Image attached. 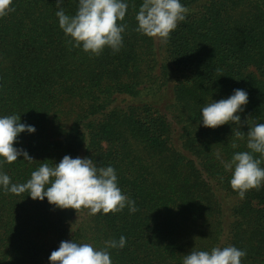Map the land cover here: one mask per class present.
Returning a JSON list of instances; mask_svg holds the SVG:
<instances>
[{
    "label": "trees",
    "instance_id": "1",
    "mask_svg": "<svg viewBox=\"0 0 264 264\" xmlns=\"http://www.w3.org/2000/svg\"><path fill=\"white\" fill-rule=\"evenodd\" d=\"M127 2L123 46L100 55L68 43L56 0H13L0 18V116L36 128L14 142L34 160L0 172L23 184L43 163L91 158L116 170L137 209L90 215L0 188V264H50L61 241L99 249L121 236L112 264H182L227 246L246 251L242 264H264V186L241 199L222 163L264 123V0H181L189 12L167 44L136 30L143 0ZM237 88L249 96L240 126H202L201 108Z\"/></svg>",
    "mask_w": 264,
    "mask_h": 264
},
{
    "label": "clouds",
    "instance_id": "2",
    "mask_svg": "<svg viewBox=\"0 0 264 264\" xmlns=\"http://www.w3.org/2000/svg\"><path fill=\"white\" fill-rule=\"evenodd\" d=\"M12 2L0 0V18L14 10L10 7ZM63 3L64 0H56L58 10L55 15L60 29L70 38L69 44L92 55H100L105 47L113 52L120 50L126 29L122 22L128 10L127 0H78L74 15L66 14ZM188 12L181 0H143L136 15V30L167 44L171 32L179 22L186 20ZM248 102L246 90L233 89L227 98L202 107L199 122L208 128L230 122L240 126V113L244 112ZM245 122L248 124V120ZM25 131L31 134L36 128L21 123L20 116H0V166L11 164L20 156L28 162L34 160L26 149L14 146L18 135ZM246 147L248 151L235 152L230 161H222L225 169L232 173L230 186L241 199L247 191L264 186V167H261L264 163V123L249 126ZM0 188L16 195L28 193L33 200L47 198L49 204L60 209L78 211L85 208L90 215L116 213L126 206L131 213L137 211L135 201L123 194L118 186L116 170L111 165L98 167L87 157L65 155L53 166L43 163L23 184L11 183L10 177L0 172ZM126 242L121 236L119 240L105 241V246L97 249L89 243L61 241L58 249L51 252L49 261L50 264H112L109 249H122ZM246 255L245 250L235 246L214 247L210 252L190 251L183 257L182 264H242Z\"/></svg>",
    "mask_w": 264,
    "mask_h": 264
}]
</instances>
